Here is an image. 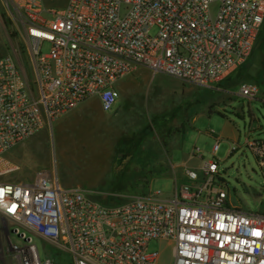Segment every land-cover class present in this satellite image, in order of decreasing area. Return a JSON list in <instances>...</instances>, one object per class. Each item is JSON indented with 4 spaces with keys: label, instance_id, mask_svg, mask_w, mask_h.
Returning a JSON list of instances; mask_svg holds the SVG:
<instances>
[{
    "label": "built area",
    "instance_id": "built-area-1",
    "mask_svg": "<svg viewBox=\"0 0 264 264\" xmlns=\"http://www.w3.org/2000/svg\"><path fill=\"white\" fill-rule=\"evenodd\" d=\"M0 7L26 56L1 21L10 50L0 56V264H164L149 249L152 239L168 240L171 264H264V200L256 211L230 205L214 185L215 159L185 167L168 200L157 191L106 204L89 189L64 186L53 166L10 179L19 164L5 155L88 98L112 111L115 83L136 66L198 86L223 79L250 57L264 0H66L61 8L0 0ZM258 90L242 81L237 94L251 100ZM219 144L216 137L212 154ZM244 146L264 167V140L247 135ZM237 147L238 140L230 152Z\"/></svg>",
    "mask_w": 264,
    "mask_h": 264
},
{
    "label": "rangeland",
    "instance_id": "rangeland-1",
    "mask_svg": "<svg viewBox=\"0 0 264 264\" xmlns=\"http://www.w3.org/2000/svg\"><path fill=\"white\" fill-rule=\"evenodd\" d=\"M65 1L43 0L46 6L55 8L63 7ZM1 21L7 26L14 46L25 61L24 42L1 7L0 56L10 50ZM156 30L153 26L150 33L155 34ZM49 47L48 42H43L42 52H48ZM25 64L29 71L27 62ZM234 76L237 81L228 87H224L220 80L212 86H198L165 72L153 73L143 66H136L117 80L121 92L118 103L128 106L121 119L103 114L100 117L94 114L85 117L84 112L79 110L46 122L34 135L5 154L19 164V169L7 177L28 180L35 171L53 166L61 183L66 174L74 186H77L76 183L85 186L91 183L93 187L89 190L94 192L93 197L106 204L118 203L132 194L148 195L158 191V196H169L174 189L173 177H157L151 182L150 188L154 173L151 170L147 172L148 167H144L146 158L139 156V149L148 147L153 142L150 138L160 137L149 132V129L158 122L168 121L165 115H171L174 108L180 106L181 109L176 112L178 114L181 111L182 132L192 125L193 115L199 114L194 119L193 127L183 134L181 148L173 157V162L193 152H196L190 161L193 168H199L202 161L215 159L219 170L214 185L225 189L230 205L256 211L264 200V167L259 165L253 152L244 146L247 135L250 139L264 140V53L256 44L248 60ZM242 81L254 82L258 86V93L253 99L237 94ZM211 130L222 137L214 154L215 136L210 133ZM126 139L130 141L124 142ZM236 140L240 147L230 152ZM108 155H112L111 173L89 182L86 178L88 171L102 174L105 169L104 162L98 164L99 159L96 157L104 160ZM156 168L159 170V167ZM183 171L177 174L178 183L186 179ZM81 172L84 175H80ZM12 238L15 240L16 236L12 235ZM34 241L43 256L40 238L34 236ZM45 247L54 257L58 255V250L52 245L45 243ZM149 249L158 251L164 264L172 263L168 240L152 239Z\"/></svg>",
    "mask_w": 264,
    "mask_h": 264
},
{
    "label": "crops",
    "instance_id": "crops-1",
    "mask_svg": "<svg viewBox=\"0 0 264 264\" xmlns=\"http://www.w3.org/2000/svg\"><path fill=\"white\" fill-rule=\"evenodd\" d=\"M244 64H245V62L243 64H241L240 66H238L235 70L230 72L223 79L220 80L224 87H228V85L235 83L237 81V79L234 76V73L237 72V70L240 67H242V65H244ZM115 85L120 92V84H117V82H116ZM120 94H121V92H120ZM87 102H89V103H87ZM121 104L122 103L117 102L114 109L119 108L121 106ZM127 108H128V106H126V109ZM114 109L110 112L103 111L100 107L99 99L97 97H92V98H88V99L84 100L79 105H77L75 108H73L72 110H70L68 112H65L64 114L71 113V112L76 113L79 110L80 111L82 110L84 112L85 117L93 116V114L96 117H100L101 114H103V115H113V119L115 118L116 120L121 119V117L123 115L120 117H118V115H114L113 114ZM177 109H181L180 106L175 107L174 111L171 113V115H169V116L165 115L168 118V121H166L164 123L158 122V123L154 124L149 129V132H152L153 134L159 135L160 137L150 138V141H153V142H150L147 145L148 147L139 149L140 150L139 156L146 158V160L144 161V167H148L147 172H149L151 170L152 171L151 173H154V175L150 179V188H151V182H153L154 179L157 177H166V176L173 177L174 183H178L177 182V174H179V173L181 174V170H183L185 167H193V165L191 164L190 161L195 156L194 153H190L188 155L181 156L180 161L178 159L177 161L173 162L172 159H173V157L176 156L177 151H179V149L181 148L183 137H184L183 134L189 128L193 127L194 119L196 118V116H198L199 113L193 115L192 123H191L192 125L185 128V130L182 132V128H181V116L182 115H181V111L177 114V112H176ZM64 114H62V115H64ZM62 115H60V116H62ZM58 117H56V118H58ZM56 118H54L53 120H55ZM177 127H178V129H177ZM210 133L214 134L215 138L219 137L220 141H221V138H222L221 136L216 135L212 130L210 131ZM197 151H198V149H197ZM110 156H112V155H108L107 157L103 158L104 160H101L99 157H96L97 160L99 159L97 161L98 164H102L101 161L104 162L105 169L102 170V172H101L102 174H99L97 171H94V170L88 171L86 173L87 177L86 176L85 177L89 179V182L97 181V180L101 179L104 174L109 175L111 173L113 168L111 169V157ZM152 166L155 168L154 169L151 168ZM156 167H159V170H157ZM82 174H83V172H81L80 175H82ZM67 178H69L68 174H66V176L63 175V177H62L63 183L62 184L64 186H74L73 185L74 183H71ZM112 182H113V179H112ZM76 185L80 186L84 189H92V187H93L91 185V183L88 186L78 184V183H76ZM171 196H172V194L169 196H166V197L165 196H158L156 194L154 197H156L158 199H162V200H168L171 198Z\"/></svg>",
    "mask_w": 264,
    "mask_h": 264
},
{
    "label": "trees",
    "instance_id": "trees-1",
    "mask_svg": "<svg viewBox=\"0 0 264 264\" xmlns=\"http://www.w3.org/2000/svg\"><path fill=\"white\" fill-rule=\"evenodd\" d=\"M264 26V24H263ZM262 26V27H263ZM255 44L259 47V49L264 53V31L261 29L259 34H258V37H257V40L255 42ZM254 44V46H255ZM187 128V127H186ZM145 134V133H144ZM144 134L142 135V137L144 136ZM140 141V140H139Z\"/></svg>",
    "mask_w": 264,
    "mask_h": 264
},
{
    "label": "flooded vegetation",
    "instance_id": "flooded-vegetation-1",
    "mask_svg": "<svg viewBox=\"0 0 264 264\" xmlns=\"http://www.w3.org/2000/svg\"><path fill=\"white\" fill-rule=\"evenodd\" d=\"M125 110H127L126 109V105L125 104H121V106L119 107V108H115L114 109V115H118V117H120V116H122V115H124L125 113ZM124 142H126V141H130L129 139H126V140H123Z\"/></svg>",
    "mask_w": 264,
    "mask_h": 264
}]
</instances>
